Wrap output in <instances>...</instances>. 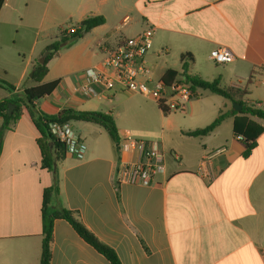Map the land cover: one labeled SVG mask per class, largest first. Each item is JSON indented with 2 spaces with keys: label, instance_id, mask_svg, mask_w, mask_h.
<instances>
[{
  "label": "crops",
  "instance_id": "crops-1",
  "mask_svg": "<svg viewBox=\"0 0 264 264\" xmlns=\"http://www.w3.org/2000/svg\"><path fill=\"white\" fill-rule=\"evenodd\" d=\"M88 17L105 23L48 63L44 83L59 81L4 133L0 157V264H40L43 195L58 177L56 203L75 213L121 264H264V132L248 157L234 132L246 119L235 101L197 90L184 111L165 113L152 99L126 91L85 98L82 72L103 59V48L154 28L147 56L154 82L170 71L248 91L242 103L264 109V0H5L0 12V101L33 87V67L60 31ZM229 48L234 61L219 65L211 52ZM191 60H182L183 54ZM187 68V70H184ZM181 76L179 75L177 79ZM209 94L204 95L203 94ZM241 104V103H237ZM243 107V106H242ZM15 108V107H14ZM65 109L113 115L117 152L108 132L71 121L84 156L71 153L43 167L37 121ZM14 110V109H13ZM223 121L209 134L187 133ZM3 124L0 118V129ZM158 141L164 171L149 184H117L125 138ZM51 264H110L63 219L54 222Z\"/></svg>",
  "mask_w": 264,
  "mask_h": 264
},
{
  "label": "trees",
  "instance_id": "trees-1",
  "mask_svg": "<svg viewBox=\"0 0 264 264\" xmlns=\"http://www.w3.org/2000/svg\"><path fill=\"white\" fill-rule=\"evenodd\" d=\"M5 3V0H0V12ZM105 23L103 17H88L81 21L73 32L68 30L60 31L57 40L47 46L42 56L45 57L44 64L35 62L33 67V76L31 79L35 82L33 87L27 88L22 93V98L14 97L9 99H3L0 101V118L3 120V124L0 129V157L3 145L4 133L10 128L11 124L15 123L19 116L22 106H26L29 109L32 108L34 103L45 96L50 95L59 85V81H53L44 83L43 80L48 72V63L51 59L55 58L60 51L68 49L83 39L86 34L92 31L94 28L101 26ZM182 60H191V55L186 53L182 55ZM187 70V68H184ZM185 77V79L191 84L192 90L197 98L196 91L204 90L213 94L221 96L225 99L241 103L242 109L240 113L257 118L264 123V109H257L255 105L242 103L241 97L249 94L248 91L236 90L230 87L223 86L219 79L213 81L205 80L199 76L188 74L183 71L181 73L170 70L162 79V82L169 86L178 76ZM0 87L13 91L15 87L8 82L0 79ZM13 105L15 108L12 112H9V105ZM165 112V111H164ZM167 113V112H165ZM225 118V114L219 115L210 125L202 129H197L187 134L190 136H204L211 133ZM71 121H80L94 123L102 126L108 132L113 143L116 146L117 152H120L121 138L119 130L117 128L115 119L110 113L101 111H77L73 109H65L57 115H42L37 121V127L42 135L39 140V145L42 151V164L43 167L55 171V162L63 158L67 151L63 143L59 142L50 132L49 123H67ZM234 132L238 136H242L245 141V150L243 152L244 157H248L254 147L256 146L257 138L264 132V124H259L253 120L246 119V123L243 126L234 125ZM59 196V183L58 177L55 173V180L52 186L46 188L43 195V240L41 248L40 264H51V241L53 237L54 222L57 219H63L67 221L75 232L90 246H92L97 252L102 254L110 264H121L116 253L101 243L97 237L91 233L86 226L79 221L74 212L59 206L56 203V198Z\"/></svg>",
  "mask_w": 264,
  "mask_h": 264
},
{
  "label": "built area",
  "instance_id": "built-area-1",
  "mask_svg": "<svg viewBox=\"0 0 264 264\" xmlns=\"http://www.w3.org/2000/svg\"><path fill=\"white\" fill-rule=\"evenodd\" d=\"M74 30L70 29L71 32ZM154 34V28H148L115 46L104 47L103 59L82 72L79 93L85 98H98L108 91H126L152 99L167 113L184 111L195 98L185 77L181 76L169 86L151 78L147 56L153 48ZM211 58L219 65L229 64L235 59L232 51L225 46L214 49ZM49 130L65 145L67 153L84 156L81 138L69 122H51ZM122 151L136 152L137 156L120 160L115 172L117 184H149L164 171V152L158 141L127 137Z\"/></svg>",
  "mask_w": 264,
  "mask_h": 264
},
{
  "label": "water",
  "instance_id": "water-1",
  "mask_svg": "<svg viewBox=\"0 0 264 264\" xmlns=\"http://www.w3.org/2000/svg\"><path fill=\"white\" fill-rule=\"evenodd\" d=\"M44 62H45V57H42V58L39 59V61H38V63H40V64H44ZM32 75H33V73H31V76H32ZM13 109H14V106H13L12 104L9 105V112H12ZM233 109H234L235 111H240V110L242 109V105L237 104V103H234V104H233ZM55 166H56V164H55Z\"/></svg>",
  "mask_w": 264,
  "mask_h": 264
},
{
  "label": "rangeland",
  "instance_id": "rangeland-1",
  "mask_svg": "<svg viewBox=\"0 0 264 264\" xmlns=\"http://www.w3.org/2000/svg\"><path fill=\"white\" fill-rule=\"evenodd\" d=\"M42 57H44V56H41L40 58H38L37 61H39V59H41ZM204 95H209V94H205V93H204L203 96H204Z\"/></svg>",
  "mask_w": 264,
  "mask_h": 264
}]
</instances>
